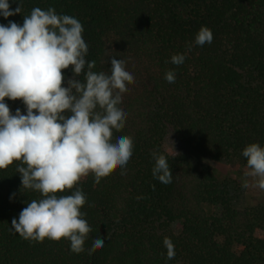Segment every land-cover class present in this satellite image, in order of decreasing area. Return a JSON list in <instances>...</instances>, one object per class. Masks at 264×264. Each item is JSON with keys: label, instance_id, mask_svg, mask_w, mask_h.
I'll return each mask as SVG.
<instances>
[{"label": "trees", "instance_id": "obj_1", "mask_svg": "<svg viewBox=\"0 0 264 264\" xmlns=\"http://www.w3.org/2000/svg\"><path fill=\"white\" fill-rule=\"evenodd\" d=\"M20 6L21 13L0 17V23L22 26L34 8H54L82 23L85 59L95 61L94 72L110 74L112 58L126 61L135 80L122 94L128 115L113 139L131 136L134 147L126 174L117 166L98 184L89 174L75 186L86 196L81 211L91 228L80 254L66 239L30 241L13 229V218L42 196L22 187L20 162L0 169V264H264V204L236 210L242 186L217 177L211 165L238 157L246 166L245 147L264 146V0L11 3L13 10ZM205 26L212 43L195 45ZM190 45L185 62L172 64L171 57ZM169 70L176 73L175 83L165 80ZM62 72V86L77 78L71 66ZM5 103L12 114L20 109L26 115L22 100ZM170 133L188 153L165 148ZM154 152L166 156L172 183L153 177ZM165 237L175 246L171 260ZM98 238L104 246L89 251Z\"/></svg>", "mask_w": 264, "mask_h": 264}, {"label": "clouds", "instance_id": "obj_2", "mask_svg": "<svg viewBox=\"0 0 264 264\" xmlns=\"http://www.w3.org/2000/svg\"><path fill=\"white\" fill-rule=\"evenodd\" d=\"M12 2L0 0V17L21 13V6L11 8ZM83 32L77 18L58 15L54 8H34L22 26L11 20L7 25L0 23V169L20 162L16 171L22 174V187L42 196L27 203L11 225L25 240L66 239L77 254L85 251L91 228L81 211L86 196L75 186L89 174L98 184L117 166L126 174L123 170L134 147L131 136L121 134L113 139V130L125 125L128 113L121 106L122 94L135 80L134 73L125 60L115 58L110 61V74L94 72L95 61L85 59L89 46ZM212 41L213 33L205 26L194 44ZM191 47L173 55L171 63L182 65ZM69 66L77 78L69 79L65 87L62 70ZM81 74L84 81L78 79ZM165 80L175 83V71L166 72ZM5 98L22 100L26 115L20 109L12 114ZM242 155L248 169L244 175L253 178L251 185L245 182L243 187L264 190V146L251 143ZM152 156L153 177L163 184L172 183L166 156L156 152ZM66 191L71 194L57 195ZM163 243L167 259H173L172 240L165 237ZM104 244L103 238L94 239L89 251Z\"/></svg>", "mask_w": 264, "mask_h": 264}, {"label": "rangeland", "instance_id": "obj_3", "mask_svg": "<svg viewBox=\"0 0 264 264\" xmlns=\"http://www.w3.org/2000/svg\"><path fill=\"white\" fill-rule=\"evenodd\" d=\"M164 146L168 151L174 154L189 152L188 147L176 140V138L171 133L167 135ZM211 165L217 177L221 179L223 176H227L229 178L236 179L242 186L239 196L234 201V207L236 210H243L247 207L264 204L263 190L251 186L248 188L243 187L245 182H248L251 185L253 183V178L246 177L244 175L248 169L246 166L242 165L238 157H232L220 162H213ZM207 209H209L211 212L209 207H207ZM212 211L213 213L216 212L214 210Z\"/></svg>", "mask_w": 264, "mask_h": 264}]
</instances>
